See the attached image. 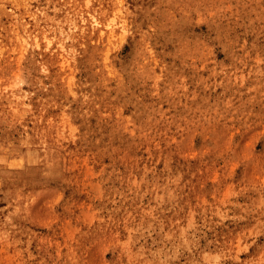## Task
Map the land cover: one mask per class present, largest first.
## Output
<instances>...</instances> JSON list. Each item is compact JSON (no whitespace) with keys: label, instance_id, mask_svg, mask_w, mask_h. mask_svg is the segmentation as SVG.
I'll return each instance as SVG.
<instances>
[{"label":"rangeland","instance_id":"rangeland-1","mask_svg":"<svg viewBox=\"0 0 264 264\" xmlns=\"http://www.w3.org/2000/svg\"><path fill=\"white\" fill-rule=\"evenodd\" d=\"M0 264H264V0H0Z\"/></svg>","mask_w":264,"mask_h":264}]
</instances>
